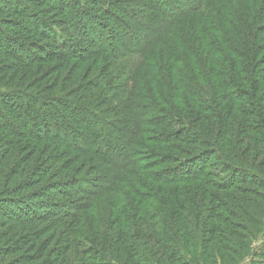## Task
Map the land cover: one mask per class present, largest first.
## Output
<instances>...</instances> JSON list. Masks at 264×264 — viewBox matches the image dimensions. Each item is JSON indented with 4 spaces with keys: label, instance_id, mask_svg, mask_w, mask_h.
Here are the masks:
<instances>
[{
    "label": "trees",
    "instance_id": "16d2710c",
    "mask_svg": "<svg viewBox=\"0 0 264 264\" xmlns=\"http://www.w3.org/2000/svg\"><path fill=\"white\" fill-rule=\"evenodd\" d=\"M263 30L264 0H0V264L246 256L264 215ZM147 180L171 197L161 213Z\"/></svg>",
    "mask_w": 264,
    "mask_h": 264
},
{
    "label": "rangeland",
    "instance_id": "374dc122",
    "mask_svg": "<svg viewBox=\"0 0 264 264\" xmlns=\"http://www.w3.org/2000/svg\"><path fill=\"white\" fill-rule=\"evenodd\" d=\"M255 1V0H254ZM259 2V0H258ZM263 43L262 45H264V30L260 32ZM220 58L218 57L216 61L219 62ZM201 61L203 64H205L207 67L211 64L209 59H206L203 57V55L201 56ZM142 63V65L140 64ZM214 64H216L214 62ZM225 65H223L224 67H226L228 69V71L230 72L232 69L230 68V66L228 65V63H224ZM134 68L135 71H139L141 70L143 66V60H139L138 63H134ZM135 77V76H134ZM165 78V77H164ZM168 78V77H166ZM189 80L195 81L194 83L199 84V82L197 81H201V79L199 80H193L192 77H189ZM213 80V79H212ZM135 81L136 83H138L137 85L143 88H146V90H150V92L159 97V94H161L162 92H164L167 96V99L170 101L171 104H173L174 106H177L179 108H182L184 105H181L183 101H185L183 99V97H178L176 96L175 92H174V88L173 86H168V84H165L164 80L161 77H158V81H155L153 78L149 77L147 78V76H136L135 77ZM203 81V80H202ZM201 81V82H202ZM215 81H210L209 83H205L206 86L205 88H208L207 90L204 89L205 94H208L209 92L211 93L212 91H214L215 88H218V85L213 84ZM160 92V93H159ZM156 97V98H157ZM184 107H190L189 105H186ZM183 107V108H184ZM178 109V108H177ZM151 139H154L153 137H157L159 136L158 133H151L149 134ZM150 146H154L157 147L159 150H168L169 152H171L174 155H181L180 153L176 152L173 150V148L171 146H173V144H157L156 142L153 143L151 141L147 142ZM179 142H175L174 144L176 145H183V144H178ZM185 146V145H183ZM164 149V150H163ZM49 177V176H48ZM148 183H150V188L151 190L153 188H155L154 190L151 191V196L150 198L156 200L155 203L157 204L155 206V208L157 209V211H159L160 213L162 212V205L164 204L163 201L171 199V197L169 195H167L165 193V188H162V186L160 184L154 183L152 181L147 180ZM41 186H37V188H33L31 190V193L36 189L40 188ZM172 190H175L172 189ZM148 191H144L143 193H147ZM176 195L180 197V199H183V195H181V189H178V191L176 192ZM152 200V201H154ZM162 202V203H161ZM146 205H148V202L146 203ZM136 206H134L132 208V210L130 211L132 214H134V210H135ZM110 210L106 211L105 215L109 217L110 215ZM260 221H261V231L255 235L254 237H251V241H250V245H249V251L248 254L246 256H244L243 258L238 257L237 262H234L232 260L233 256H229L227 257L225 260L221 257H217L218 262L217 264H262L261 262H263V256L262 253L264 251V215L260 216ZM42 225H46V224H42ZM168 228V226H167ZM186 233V232H184ZM182 233H179L178 236H180ZM186 253V252H185ZM188 255V254H187ZM190 256V255H188ZM153 264H158V263H153Z\"/></svg>",
    "mask_w": 264,
    "mask_h": 264
}]
</instances>
